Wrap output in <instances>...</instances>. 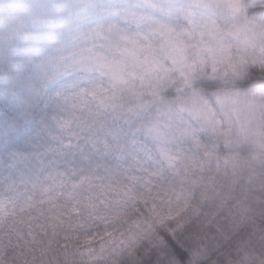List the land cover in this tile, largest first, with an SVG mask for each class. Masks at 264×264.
<instances>
[{
    "label": "clouds",
    "instance_id": "9594fccd",
    "mask_svg": "<svg viewBox=\"0 0 264 264\" xmlns=\"http://www.w3.org/2000/svg\"><path fill=\"white\" fill-rule=\"evenodd\" d=\"M0 264H264V0H0Z\"/></svg>",
    "mask_w": 264,
    "mask_h": 264
}]
</instances>
